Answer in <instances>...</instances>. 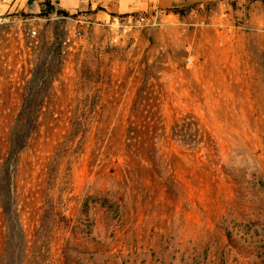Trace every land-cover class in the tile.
<instances>
[{
    "label": "rangeland",
    "instance_id": "1",
    "mask_svg": "<svg viewBox=\"0 0 264 264\" xmlns=\"http://www.w3.org/2000/svg\"><path fill=\"white\" fill-rule=\"evenodd\" d=\"M31 1L0 0V264H264V2Z\"/></svg>",
    "mask_w": 264,
    "mask_h": 264
},
{
    "label": "crops",
    "instance_id": "2",
    "mask_svg": "<svg viewBox=\"0 0 264 264\" xmlns=\"http://www.w3.org/2000/svg\"><path fill=\"white\" fill-rule=\"evenodd\" d=\"M60 5L68 12L72 10L82 11L83 8L95 12L99 19L112 15H136V14H155L160 15L164 10L170 8H181L185 5L194 4L206 0H58ZM208 1V0H207ZM36 2L37 9L34 13H40L42 0H32ZM35 7L34 5H29Z\"/></svg>",
    "mask_w": 264,
    "mask_h": 264
},
{
    "label": "built area",
    "instance_id": "3",
    "mask_svg": "<svg viewBox=\"0 0 264 264\" xmlns=\"http://www.w3.org/2000/svg\"><path fill=\"white\" fill-rule=\"evenodd\" d=\"M135 23L138 24V25H148L149 23V19L147 17H139L137 19H135ZM78 36H81L80 33L77 34ZM29 36L32 38V39H36V36H37V31L36 30H31L29 32Z\"/></svg>",
    "mask_w": 264,
    "mask_h": 264
},
{
    "label": "trees",
    "instance_id": "4",
    "mask_svg": "<svg viewBox=\"0 0 264 264\" xmlns=\"http://www.w3.org/2000/svg\"><path fill=\"white\" fill-rule=\"evenodd\" d=\"M263 2H264V0H262ZM41 15H44V12L43 13H41Z\"/></svg>",
    "mask_w": 264,
    "mask_h": 264
}]
</instances>
